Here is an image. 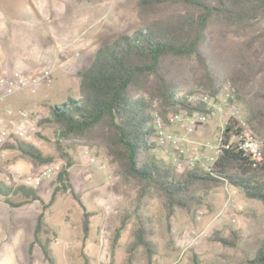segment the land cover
<instances>
[{"label":"trees","instance_id":"obj_1","mask_svg":"<svg viewBox=\"0 0 264 264\" xmlns=\"http://www.w3.org/2000/svg\"><path fill=\"white\" fill-rule=\"evenodd\" d=\"M130 6L140 25L97 47L91 62L77 70V88H67L61 99L48 97V113L43 117L44 122L58 126L59 139L102 150L122 182L134 187L133 211L124 214L111 242L113 248L133 215L132 239L126 246L128 264L136 259L138 248L148 263L156 253L153 230L142 212L152 197L172 215L177 209L190 211L203 194L227 183L264 204V147L258 161L242 151L233 120L225 123L221 147L208 169L197 164L179 171L168 157L166 162L154 152L153 116L154 112L164 119L176 112L209 114L204 104L189 103L184 95L194 91L215 94L228 84L236 103L245 109L248 125L264 140V0H133ZM5 147L40 163L54 159L19 137ZM66 174L63 168L56 175L63 184L61 190L67 188ZM71 193L83 210L85 236L92 213L76 192ZM0 199L10 207L42 200L34 186L3 180ZM44 227L41 211L28 251L37 245L47 264H57L41 237ZM227 230L226 234L216 230L209 239L239 248L242 235L232 227ZM241 252V264H264V231L260 238L245 242ZM196 256L192 264H218Z\"/></svg>","mask_w":264,"mask_h":264},{"label":"rangeland","instance_id":"obj_2","mask_svg":"<svg viewBox=\"0 0 264 264\" xmlns=\"http://www.w3.org/2000/svg\"><path fill=\"white\" fill-rule=\"evenodd\" d=\"M132 1L63 0V12L59 5H48L47 29L55 30L60 39L72 32L74 35L77 30L83 34L80 44L85 42L89 46L86 49L71 46L69 59L64 56L63 62L49 70L34 91L24 88L5 96L0 102V126L6 121L5 107L29 110L34 119V128L23 139L36 146L42 154L52 155L53 162L58 163L60 169L65 168L64 185L67 188L59 189L63 184L60 185L61 182L57 180L56 172L34 186L41 201L10 207L0 199V264H47L37 245L28 251L36 218L41 211L45 223L41 237L47 240L57 264H128L126 246L132 239L133 215L127 219L113 248L111 242L124 214L133 211L134 187L122 182L116 174L115 165L108 161L102 150H95L81 142L59 139L58 126L44 122L43 117L48 113V97L52 99L58 96L57 99H61L65 97L67 88H77V70L91 62L97 47L112 41L119 33L132 32L140 25L135 10L130 6ZM7 3L8 0H0V7H5ZM89 3L93 7H87ZM72 5L77 7L78 15L76 17L75 9L73 25H69L67 31ZM24 100H28V105L20 104ZM239 106L245 113L243 106ZM171 114L168 113L165 119L161 117L168 128L183 132L180 124L168 122ZM205 117V120L194 124L192 144L198 146L199 150L206 147V155H215L210 145H215L226 121L218 113H209ZM154 152L167 162L166 156L157 148ZM90 157L96 161L91 162ZM101 163L103 168L97 166ZM5 164L7 168L26 175L37 172L47 163L8 149ZM72 190L92 213L85 236L82 230L83 210L74 199ZM52 193H55L52 202L43 209V203L50 199ZM142 212L147 215L153 230L156 253L148 263L141 248H138L132 264H192L194 254L202 261L241 264L244 243L260 238L264 231V204L245 197L227 183L203 194L190 211L177 209L174 214L167 215L161 201L152 197L146 201ZM227 227L238 230L242 235L239 248L209 239L216 230L226 234Z\"/></svg>","mask_w":264,"mask_h":264},{"label":"built area","instance_id":"obj_3","mask_svg":"<svg viewBox=\"0 0 264 264\" xmlns=\"http://www.w3.org/2000/svg\"><path fill=\"white\" fill-rule=\"evenodd\" d=\"M77 55V53H75ZM49 70H40L27 74H15L3 82V87L0 88V102L7 96L16 91L28 88L34 91L48 74ZM50 72V71H49ZM189 103H202L211 113H218L225 119L233 120L236 128H239L235 138L239 141V148L250 157L258 161L261 159V150L263 149V139L256 136L248 125L245 113L235 101L233 89L229 85H223L221 89L215 93L194 91L184 95ZM4 116L6 121L0 126V179L7 184H24L35 186L43 180L49 178L52 174L59 171L58 163L50 162L42 166L37 172L22 175L20 171L12 170L6 167V155L8 148L6 143L12 142L14 137L23 138L30 130L34 128V119L31 112L27 109H14L13 107H5ZM205 112L194 111L192 113L176 112L168 116L169 123H177L183 127V132L179 133L168 128L162 117L154 112V140L157 144L158 151L168 157L179 171L192 168L199 165L204 169H208L210 164L216 159L221 147L220 133L217 142L213 147L215 155H206L200 152L198 146L192 144L191 133L196 121L206 119ZM224 130V128H223ZM91 162H95L94 157H90ZM103 168L101 163L97 165Z\"/></svg>","mask_w":264,"mask_h":264},{"label":"crops","instance_id":"obj_4","mask_svg":"<svg viewBox=\"0 0 264 264\" xmlns=\"http://www.w3.org/2000/svg\"><path fill=\"white\" fill-rule=\"evenodd\" d=\"M62 1L8 0L5 7H0V88L3 87L5 79L15 74L51 71L63 62L64 56L69 59L71 46L74 48L79 46L81 49L89 46L85 42L80 44V36L83 34L77 30L74 35L72 32L60 39L55 30L47 29L48 5L52 7L59 5L63 12ZM86 6L93 7L91 3ZM75 9L77 17V7L74 8L73 5L70 7V18L65 29L67 31L69 25H73ZM20 104L28 105V100L21 101ZM200 151L207 154L206 147H202Z\"/></svg>","mask_w":264,"mask_h":264},{"label":"water","instance_id":"obj_5","mask_svg":"<svg viewBox=\"0 0 264 264\" xmlns=\"http://www.w3.org/2000/svg\"><path fill=\"white\" fill-rule=\"evenodd\" d=\"M226 131H228V129H226Z\"/></svg>","mask_w":264,"mask_h":264}]
</instances>
